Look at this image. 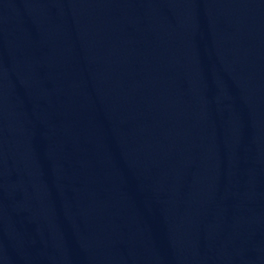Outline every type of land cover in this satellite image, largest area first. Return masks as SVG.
<instances>
[{
    "label": "water",
    "instance_id": "1",
    "mask_svg": "<svg viewBox=\"0 0 264 264\" xmlns=\"http://www.w3.org/2000/svg\"><path fill=\"white\" fill-rule=\"evenodd\" d=\"M0 264H264V0H0Z\"/></svg>",
    "mask_w": 264,
    "mask_h": 264
}]
</instances>
